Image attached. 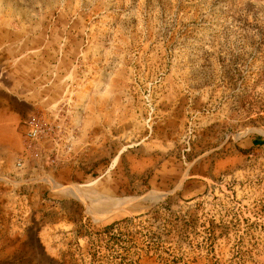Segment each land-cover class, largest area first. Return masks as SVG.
Instances as JSON below:
<instances>
[{
	"label": "rangeland",
	"instance_id": "374dc122",
	"mask_svg": "<svg viewBox=\"0 0 264 264\" xmlns=\"http://www.w3.org/2000/svg\"><path fill=\"white\" fill-rule=\"evenodd\" d=\"M258 135L264 0H0V264H264Z\"/></svg>",
	"mask_w": 264,
	"mask_h": 264
},
{
	"label": "built area",
	"instance_id": "2783aa9c",
	"mask_svg": "<svg viewBox=\"0 0 264 264\" xmlns=\"http://www.w3.org/2000/svg\"><path fill=\"white\" fill-rule=\"evenodd\" d=\"M40 130L38 128V126L36 125H31L30 128H28V130L26 131V136L33 140L36 139L39 136Z\"/></svg>",
	"mask_w": 264,
	"mask_h": 264
},
{
	"label": "crops",
	"instance_id": "0c3cea01",
	"mask_svg": "<svg viewBox=\"0 0 264 264\" xmlns=\"http://www.w3.org/2000/svg\"><path fill=\"white\" fill-rule=\"evenodd\" d=\"M263 140H264V136H262V135L254 136V137H252L250 144L252 146H260L263 144V142H262Z\"/></svg>",
	"mask_w": 264,
	"mask_h": 264
},
{
	"label": "trees",
	"instance_id": "16d2710c",
	"mask_svg": "<svg viewBox=\"0 0 264 264\" xmlns=\"http://www.w3.org/2000/svg\"><path fill=\"white\" fill-rule=\"evenodd\" d=\"M259 136V135H258ZM263 143H264V140L262 141ZM109 226H111V225H109Z\"/></svg>",
	"mask_w": 264,
	"mask_h": 264
}]
</instances>
